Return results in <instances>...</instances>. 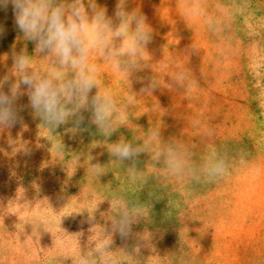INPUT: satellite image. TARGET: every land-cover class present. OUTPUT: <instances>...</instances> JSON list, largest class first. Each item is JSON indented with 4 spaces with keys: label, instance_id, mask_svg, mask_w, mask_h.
Here are the masks:
<instances>
[{
    "label": "rangeland",
    "instance_id": "obj_1",
    "mask_svg": "<svg viewBox=\"0 0 264 264\" xmlns=\"http://www.w3.org/2000/svg\"><path fill=\"white\" fill-rule=\"evenodd\" d=\"M94 2L111 16L117 0ZM123 3L144 18L147 43L120 71L88 56L89 100L107 96L110 123H95L89 106L53 127L19 84L18 120L0 126V264H77L82 252L101 264L98 246L111 264H264V66L259 77L251 66L264 57V0ZM0 23V91L19 82L22 51L30 72L53 78L11 5ZM118 144L133 154L118 157ZM169 150L180 169L165 162ZM208 157L224 161L222 176L200 171Z\"/></svg>",
    "mask_w": 264,
    "mask_h": 264
},
{
    "label": "clouds",
    "instance_id": "obj_2",
    "mask_svg": "<svg viewBox=\"0 0 264 264\" xmlns=\"http://www.w3.org/2000/svg\"><path fill=\"white\" fill-rule=\"evenodd\" d=\"M11 5L12 23L23 38L35 46V51L48 60L53 69V78L36 76L30 72L25 52L13 55V63L20 73V80L11 86L9 94L0 91V126L13 127L18 120L14 106L19 84L27 86L31 107L40 118L53 127L64 123L70 115H76L82 107L91 108L95 123L106 126L110 111L107 96H94L89 93L96 85L94 65H89V50L99 51L102 58L113 61V67L121 70L126 64L122 58L136 54L147 43L144 18L124 10L123 0H117L111 16L107 10L98 8L94 0H0V11ZM191 14H195L192 12ZM6 28L0 23V38ZM119 40V44L112 41ZM70 68V77H63L55 68ZM251 66L257 77L264 66V57L258 52L251 59ZM120 158L133 154L130 145L118 144L113 149ZM165 162L173 169L181 164L174 150L165 154ZM200 171L207 178H215L225 173L224 161L208 157ZM189 175H194L192 170ZM128 225L126 213L113 223V228L122 235ZM101 264H111L107 249L98 246ZM88 253L77 256V264H89Z\"/></svg>",
    "mask_w": 264,
    "mask_h": 264
}]
</instances>
